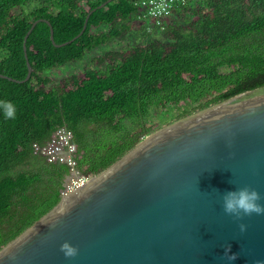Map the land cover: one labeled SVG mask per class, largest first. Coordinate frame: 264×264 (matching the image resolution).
Returning a JSON list of instances; mask_svg holds the SVG:
<instances>
[{"label": "trees", "instance_id": "trees-1", "mask_svg": "<svg viewBox=\"0 0 264 264\" xmlns=\"http://www.w3.org/2000/svg\"><path fill=\"white\" fill-rule=\"evenodd\" d=\"M0 0V73L24 79V39L33 67L27 81L0 76V249L61 199L70 166L34 151L58 126L72 131L77 168L97 174L152 132L154 110L197 104L205 109L239 93L264 88V0H199L176 8L169 40L159 38L97 53L80 72L54 81L51 70L130 30L138 11L131 0ZM97 8V9H95ZM95 9V10H94ZM94 10L87 27L86 17ZM227 68V69H226ZM187 111V110H186ZM189 115L185 113L184 116Z\"/></svg>", "mask_w": 264, "mask_h": 264}, {"label": "water", "instance_id": "water-1", "mask_svg": "<svg viewBox=\"0 0 264 264\" xmlns=\"http://www.w3.org/2000/svg\"><path fill=\"white\" fill-rule=\"evenodd\" d=\"M94 10L71 40L57 43L51 27L54 44L82 35ZM41 20L50 23L34 20L24 39L27 76H0L29 80L26 41ZM244 186L264 197V88L147 135L4 245L0 264H254L264 260V215L237 221L222 208V193ZM65 241L76 256L60 250Z\"/></svg>", "mask_w": 264, "mask_h": 264}, {"label": "built area", "instance_id": "built-area-1", "mask_svg": "<svg viewBox=\"0 0 264 264\" xmlns=\"http://www.w3.org/2000/svg\"><path fill=\"white\" fill-rule=\"evenodd\" d=\"M138 7L135 18L144 22H150L157 29L165 27L164 19L176 13V8L187 3L196 4L199 0H131ZM147 34L152 31L144 28ZM72 131L67 126H58L52 138L45 144H34V151L42 153L49 161L67 163L70 166V174L64 182L61 191L62 196H66L76 188H80L87 183L95 174H84L77 168L76 145L72 142ZM61 196V197H62Z\"/></svg>", "mask_w": 264, "mask_h": 264}, {"label": "rangeland", "instance_id": "rangeland-1", "mask_svg": "<svg viewBox=\"0 0 264 264\" xmlns=\"http://www.w3.org/2000/svg\"><path fill=\"white\" fill-rule=\"evenodd\" d=\"M44 0H37V2H29L25 9L27 11H31L37 5ZM49 4L51 3L52 0H48ZM191 17L190 16V11H180L179 13L173 14L171 17H168L164 19V24L165 26L167 25L169 19L174 18V19H180V21L184 22L185 18ZM143 21V20H142ZM144 22V21H143ZM135 21L132 22L131 25H133ZM143 25V24H142ZM134 28H137L138 30L135 31V29H130L127 32L124 33L123 36L120 38H115L112 41H110L107 44L102 45L100 48L91 51L86 55V57L82 61H75L72 62L68 65H63L60 67L55 68L52 72V76L54 78V81H59L60 78L65 77L73 72H80L83 70L84 67L87 66V64L92 62V57L95 58L97 53L105 52L106 50H109L111 48H124L128 47L129 45L132 44H137L138 42H146L151 39L159 38L163 41L169 40L168 35L165 33V30L163 28H159L158 31L153 32L151 34H147L145 31L140 29L139 24H136ZM227 69V68H226ZM201 107L197 104H192V103H183L180 105H168L164 108H158L154 110L152 119L150 121V125H152L153 130L149 134H152L156 132L157 130H160L161 128L172 124L173 122L183 119L187 116L193 115L195 113H198L202 111L203 109H200ZM187 110V111H186ZM189 113V115H185V113ZM148 134V135H149ZM147 136V135H146ZM144 136L143 139L146 137Z\"/></svg>", "mask_w": 264, "mask_h": 264}, {"label": "clouds", "instance_id": "clouds-1", "mask_svg": "<svg viewBox=\"0 0 264 264\" xmlns=\"http://www.w3.org/2000/svg\"><path fill=\"white\" fill-rule=\"evenodd\" d=\"M0 108L3 109L6 119H13L16 115V107L10 101H0ZM260 192L250 186L235 188L230 191L222 193V208L225 214L232 216L237 221H242L243 217L256 215H264V204L260 203ZM247 225L239 224L241 233L247 231ZM60 250L67 258H72L78 254V248L73 246L70 242L65 241L61 244ZM236 253H231V245L225 246L224 258L231 262L237 259ZM254 264H264V260H256Z\"/></svg>", "mask_w": 264, "mask_h": 264}, {"label": "crops", "instance_id": "crops-1", "mask_svg": "<svg viewBox=\"0 0 264 264\" xmlns=\"http://www.w3.org/2000/svg\"><path fill=\"white\" fill-rule=\"evenodd\" d=\"M133 21H135V23L131 26V28L130 29H132V31H133V29H135V31L136 30H138L137 28H134V26L136 25V24H139V27H140V29H144V28H148L149 30H151L152 31V33L153 32H156V31H158V29L155 27V26H153V25H151L150 24V22H143L141 19H135V17H134V19H133ZM132 21V22H133ZM143 24V25H142ZM72 63V62H71Z\"/></svg>", "mask_w": 264, "mask_h": 264}, {"label": "bare ground", "instance_id": "bare-ground-1", "mask_svg": "<svg viewBox=\"0 0 264 264\" xmlns=\"http://www.w3.org/2000/svg\"><path fill=\"white\" fill-rule=\"evenodd\" d=\"M135 19H137V18H135ZM65 65H68V64H65ZM56 68H57V67H56ZM53 70H55V68H54ZM53 70H51V73L53 72Z\"/></svg>", "mask_w": 264, "mask_h": 264}]
</instances>
